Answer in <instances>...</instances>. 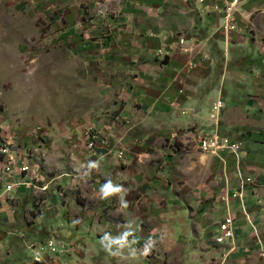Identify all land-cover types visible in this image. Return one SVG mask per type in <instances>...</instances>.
<instances>
[{"label":"rangeland","instance_id":"obj_1","mask_svg":"<svg viewBox=\"0 0 264 264\" xmlns=\"http://www.w3.org/2000/svg\"><path fill=\"white\" fill-rule=\"evenodd\" d=\"M158 1L0 0V186L6 189L8 184H16V187L21 184L28 193L26 199H23V205L13 212L12 208L18 206L14 204V198H8L6 193L2 195L3 190L0 191L1 201H4L1 205L4 217H0V264H35L31 260V248L54 233L63 237L70 244L71 250L66 257L59 258L60 262L52 263L50 259L42 264H262L256 240L253 236L248 238L252 233L248 225L233 227L234 250L230 251L225 244H215V241L221 243V239L214 241L216 226L227 212L221 199L227 180L220 176L221 168L216 165L217 158L211 156L209 160H204L200 157L203 153L194 152L192 156L196 154L198 157L197 168L194 170L185 167L187 173L191 171V174H185L187 178L183 175H171L177 168L174 160L190 156V146L182 144L185 153H181L180 136L175 138L171 135L190 130L196 134L197 140V129L204 130L205 125L210 123L208 116L211 105L205 113L199 114V120L196 118L189 122L190 118H186L185 121L191 124L186 130L175 128L167 134L157 132L155 136L146 138L141 133L142 130H131V135L136 140L135 148L129 150L140 166L134 177L128 176V198H133L131 205L135 208L134 224L137 225L138 217H141L142 228L132 230L133 223L126 225L129 218L110 214L111 206L104 208L98 206L96 201L86 200L81 196L85 184L92 187L90 184L99 182L101 186L100 183L104 184L109 180L93 170L86 176L84 183L81 178L87 167L83 165L95 159L100 160V164L110 165L107 159L112 157L116 148L110 145V139L115 144L118 138V135L114 136L111 131L114 128L110 125L115 124L117 127L120 122L123 129L126 123L124 118L117 116L126 104L124 92L131 94L134 84L142 86L139 74L142 69H148L146 64H151L150 72L155 73L158 68L155 63L163 64L171 56L190 69L182 71L184 79L187 84L196 87V93L200 97L212 85L217 86L226 73L225 78L232 82L228 87L225 86L227 92L220 96L226 108L219 115V135H223L220 129H225L227 134L223 136L237 142L239 150L243 148L245 152V142L247 152L250 149L258 151L259 147L264 146V141L260 139L261 134H264V108L261 107L264 103H255L259 110H255L253 106L243 109L246 103L228 99L232 97L234 90L242 89L238 85L249 77V73L252 77L255 76L253 71L249 69L240 74H231L230 68L227 66L226 69L225 65H229L232 59L228 58L227 50L224 51L226 55H222L217 52L218 49H213L215 44L211 46L212 49H205L203 44H197L191 51H182L180 57L175 45H170L168 53L157 49V41L148 40L144 36L154 37L159 32V21L166 17L163 25H172V16H175L176 10L193 8V0H166L165 9L159 10ZM238 4L231 9L230 14L234 15ZM226 6H223V15ZM234 17H231L234 26L230 23V28H239ZM218 21L214 28L218 27ZM249 31L254 34V30ZM161 35L165 37L167 34ZM244 57L239 56L241 61L231 64L234 67L245 65ZM211 60L214 64L210 65ZM196 62L200 66L192 69L194 66L191 64ZM261 73L264 75V70ZM206 103L200 102V106ZM138 105L134 102L133 108L137 109ZM135 121H139V117ZM123 131L119 134L124 133ZM89 132L99 135L105 144L97 143L89 148ZM167 135L172 138L168 139ZM155 149H162L166 153ZM116 152L117 162L110 163L120 168L122 162L119 161L125 152L122 149ZM221 155L224 156L223 153ZM202 160L204 161L201 162ZM24 162L30 163L31 167L27 175L19 172V167ZM160 172L170 175L167 181L172 191L180 187L183 195L188 196L189 191L194 189L185 184L186 181L188 184L193 182L191 185L196 188V196L191 199L192 207H187L191 216L188 230L173 229L171 217L174 204L170 205L171 211L167 212L166 199L160 200L159 205L155 206L160 212H166L162 213L165 214L163 223L152 216V208L151 214L149 211L141 216L142 210L148 208L140 198L151 183L148 175L156 176ZM63 179L68 184H64ZM163 190L161 186L153 188L151 199L156 201L158 193L159 197H164ZM68 201H73V207H79V210L62 213ZM30 202L32 210L26 208ZM52 202L59 210L55 223L66 216L71 223L70 230L49 228L44 211L45 206ZM97 206L100 218L113 220L115 226L110 230L98 222L100 225L96 223V227L81 232L79 223L73 221L83 217L80 214L82 211L95 212ZM235 209L236 207L232 209L234 213L237 212ZM185 218L186 216L184 220ZM261 223L260 228L264 229V222ZM126 232L132 234L128 235L127 244L122 249L117 245L109 247L108 241L99 244L105 234L112 240L115 234L120 238ZM66 233H72L75 239H67ZM262 234L264 237V232ZM150 235L157 240L156 246L150 255H139V250L143 249ZM136 238L139 242L133 244ZM132 255L138 257L132 259Z\"/></svg>","mask_w":264,"mask_h":264},{"label":"crops","instance_id":"obj_2","mask_svg":"<svg viewBox=\"0 0 264 264\" xmlns=\"http://www.w3.org/2000/svg\"><path fill=\"white\" fill-rule=\"evenodd\" d=\"M232 1L233 0H204L203 3H199L198 0H193L192 3L193 8L176 10V14L177 12L178 14L172 16L174 17L173 18L174 23L172 25L170 26L163 25L166 23L165 19L167 17L163 20H161L162 18L161 17L159 18V20H161L159 21L160 22L158 29L159 32H157V34H155V36L152 38H148L146 35L144 37L148 40L152 39L154 42L157 41L155 42L156 48L163 50V52L168 53V49H170L171 46L175 45L176 46L175 48L179 50L178 57H180L182 51H186V50L191 51L192 49H195L197 44L199 45L203 44L205 46V49H212L211 46L215 44L216 47H214L213 49H218L217 52H220V54L222 53V55H226L224 51L227 50V56H229L228 58L232 59V62H230L229 65H225V64L224 65L226 66V69L227 66L230 68L231 74L233 73L240 74V72L247 71L250 69L251 71H253L255 75L252 77V74L250 75L249 73V77H246L243 83H241V85H238V87L242 89L238 88V90H234V94L231 97L232 99L231 98L228 99L232 101H237L238 103H243V104L246 103L243 109L247 107L251 108L253 106L255 110H259L257 109V104L255 103H264V75H262L261 73L264 70V0H238L239 4L237 11L232 16H235L234 19L236 24L239 25V28L237 27L230 28L229 25L230 23L234 26V23H232L231 20L228 21L227 27H225L226 21L223 18L222 9L224 5H228ZM158 2H159L158 5L159 10L162 9L164 10L165 3L167 1L159 0ZM215 8L218 10L215 11ZM217 20H219L218 21L219 25L216 28L221 32L214 31L217 30L216 28H214ZM238 21L242 23H239ZM259 26H261L260 27L261 29L259 28ZM250 29L254 30L253 31L254 34H251L252 32L249 31ZM172 32L173 33L181 32L183 34L185 40L182 45H179L177 41L173 40V38H169L170 36L168 34ZM161 34H167V35L164 37ZM238 38H241V40H238ZM217 52H214V54L217 55ZM208 54L209 52L207 53V55ZM239 56H245L244 57L246 61L245 65L241 64L240 66L234 67L231 63L241 61V58L239 59ZM174 59L175 58L174 57L172 58L171 56L167 60L165 58L166 61L163 64L155 63V65L158 66L155 73L150 72V70H152V67L150 66L151 64H146V66H149L148 69L147 68L142 69V71H140L139 74V82L142 83V86H140V84L139 85L134 84L131 94H129L128 92H124L125 93L124 101H126V104L125 107L121 109L117 115L120 118H124L126 120L125 121L126 123L124 124V128L122 129L120 122L117 123L118 125L117 127L115 126V124L110 125L112 128H114L113 130H111L115 134L114 136L118 135V138H116L115 140V144H114V140L110 139V145L111 146L114 145V148L116 147L115 148L116 151L118 149L124 150L125 155L119 161L122 162V166H120V168H116V165L110 163V162H114V163L117 162L116 159L117 152L114 150L112 157L107 159L110 165H106L101 161L103 164H100L99 165L100 168L96 169V171H98L97 175L100 174V176L103 178H109L110 180L113 181L114 184H119L122 185L123 187L125 186V189L129 191H130V189L128 188L129 183H127L128 176L134 177L135 174L137 173L136 172L137 168L140 166L137 164V161H134L135 157L133 156V152L129 150L135 148L134 140H136L131 135V130H135V131L137 129L142 130L141 133L145 134V138H146V136L152 137L157 132L167 134L172 129L175 130V128L178 130L185 128L187 129V126L191 125L189 122L195 121L196 118L197 120H199L200 118L199 114L205 113L209 105H211L210 114L208 116L210 123H207L205 125L204 130L202 129L200 131L199 129H197L198 132L197 134L199 136L200 133L211 132L214 129L218 130V127L220 128L219 115L221 113V110L224 107L226 108L225 103L221 100L220 96H222L224 92H227L225 86L227 85L228 87L232 81H229L228 78H225L227 75L225 73L224 78L218 82L217 86L212 85L211 88H208L207 91L203 94V96L200 97L196 93V87L192 85L190 86L189 84L186 83V80L184 79L185 75L182 73V71H187L190 69H188L185 64L181 63L180 61H175ZM212 60L210 65L214 64V61ZM198 63L196 62V64H191L192 66H194V68L192 69H195L197 66H200L197 65ZM184 68H186V70ZM154 69L155 68H153V70ZM208 101H211V103ZM218 101L222 103V108L219 109L218 123L215 126L213 125V120L211 119V115H213V111H212L213 104H215ZM134 102L139 104L137 109L133 108ZM200 102L202 103L207 102V103L200 106ZM261 107L264 108V106ZM132 109H134L135 111H132ZM136 117H139V121H135ZM186 118H190L191 121L186 122L185 121ZM121 130H124L123 131L124 133L119 134L121 133ZM220 130H222L221 132L223 135L227 134L225 129H220ZM185 134H191L192 140H194L196 137V134L192 133L190 130L183 131L179 135L178 133H174V135L180 136L182 140L184 139ZM174 135L172 134L171 136ZM111 136L113 137V134H111ZM166 137H168V135ZM169 138L171 139L172 137H168V139ZM260 139L264 141V134H261ZM245 143H243V147L246 150V152L242 150L243 148L239 150L238 154L236 155L237 157L236 159L234 155L229 152L223 153L224 156L221 155L220 157L203 153L202 154L203 156L200 157L203 158L204 160L206 159L209 160L208 158L211 156L217 158L218 160L216 161V165L219 169L221 168L220 176H224V178L227 180L225 187H223L222 189L223 191L222 197L228 198L227 202L225 201L223 202L225 211H227L225 212L224 217L229 215L234 218L233 227L241 226V225L242 227L246 225L250 226L244 217V213H243V207H244V210L249 216V218L253 220L254 224H256L259 231H261L260 238H264L262 234V232H264V229L260 228L262 224L261 222H264V146L259 147V150L255 152L248 147L250 149V152H247V147H245ZM182 144L183 143L179 145V150L181 153H185L182 150L183 149ZM147 145L148 144L145 143V146L147 148H150L149 145L148 146ZM252 145L255 146L256 144L255 145L252 144ZM162 149L161 150L155 149V150L160 153H166ZM194 152L197 151H192L189 152L190 154H188L191 156V158H193V160L191 158H188L190 156L188 157L186 156L187 158L184 159L174 160V163L177 164L176 166L177 168L175 169V171H173V173H171V175L173 174L175 177H180V175L181 176L183 175L185 176V178H187L186 175L191 174V171H189L190 173H187L185 167L194 168V170L197 168L198 157L196 154L192 156ZM96 160L97 159H95V161ZM204 160H202L201 162H203ZM194 161H196L195 162V164L197 163L196 165H194ZM25 164L26 166H21V171H19L21 172V174L28 173L31 170L30 167L27 166V165L30 166V163L24 162L21 165H25ZM83 166H86V164L84 163ZM221 171L222 173L224 172L225 174L222 175ZM240 175L244 178V180H250V183L244 182L241 192H239L240 182H241L239 178ZM148 176L149 179L151 180V183H149L150 187L148 186L146 188L147 192H142L140 197L142 198V203L145 204L148 208L147 210L146 209L142 210L141 216H145L152 208L151 210L152 216L154 218L156 217V220L159 221L160 223H163L165 220V214L162 213H166V212L163 211L160 212L159 211L160 209L157 207L155 208V206L156 204L159 205L160 200L166 199V201L168 202L167 212L171 211L170 205L174 204V211L171 217L173 229L177 231L179 229L180 230L184 228L187 229L188 226L190 227L191 216L189 215V208L187 207L190 208L192 207L191 199H193L196 196L195 194L196 188L191 185L193 182H189L188 184L186 181L185 184H187L188 186H190L191 189L194 190L189 191V195L185 196L181 192L180 187L178 189L175 188V190L173 191L171 190L172 188L169 187L167 181L168 178H170V175L168 176L163 175V172L162 173L160 172L156 174V176L153 174H149ZM230 177H232L233 179L230 180L229 179ZM81 179L83 180L84 183L87 180L85 175ZM62 182H64V184H68L66 179H63ZM102 183L100 184L102 185ZM90 185H92V187L89 186L87 187L86 184L84 185L83 189L81 190L82 198H86V200H90L94 202L96 201L95 203H97L98 206H104V208H106V206H111L109 213L118 214L122 216L124 215V217L126 216L125 219L129 218L130 220L127 221L126 225H129V223L130 224L133 223V226H131L132 230L133 229L137 230L143 227L142 224L140 225L141 217L140 218L138 217V221L136 222L138 226L134 224L133 216L135 215V212L133 210L135 208L133 207V205H131L133 203V198L132 199L128 198L129 193H127V195L124 197L128 201V207L125 209L122 208L119 204L120 196H113L107 200H101L99 197V188H100L99 182L92 183ZM158 186L164 188V190L162 191L164 197H162L161 195L159 197V193H158L157 200L155 201L154 199H151L150 194L154 192L152 191L153 188ZM2 190H3L2 192L3 195L5 194L4 191L5 189H3L0 186V191ZM26 190L23 189V187H21V184H19V186L15 187L11 192L6 193L7 197L8 198L10 197L12 199L14 198L15 200L14 204L18 205L12 208L13 212L18 211V208L23 205V199H26L28 194ZM154 190L156 191V189ZM30 192L31 191H29V193ZM238 194H240L242 198L240 199L238 197L233 198V195H238ZM145 198H148L149 200L145 201L146 200ZM139 201L141 200L139 199ZM139 201L137 200V202ZM189 201L190 203H187ZM3 202L4 201H1V196H0V217H4V215H2L4 209L1 208ZM73 203H74L73 201H68V204L64 205V209L62 213L66 214L68 211L76 212L77 210H79V207L76 208L73 207ZM81 203H83V201H81ZM31 204L32 202H30V204H27L26 208L31 209L32 207ZM49 204L45 206V211H44L47 214L46 220L49 223V228L50 229L61 228L64 231L70 230L71 223L69 222V220H67L66 216L61 218V220L58 221V223H55L57 219L56 215L59 213V210L56 206L54 207L53 205L54 202ZM98 206L95 210L96 213L94 211L91 212V210L87 212L82 211L80 213L81 215H83V217L78 218L79 230L81 232H84L85 230L88 231L96 227V225L99 223L102 225L104 224L103 226H105L108 229L110 228V230L113 228V226H115V223L112 222L113 220L108 221L109 218L108 219L106 218V220L104 217L100 218L101 213L100 210L98 209ZM235 207H236L235 210L237 211L236 213H234L232 210ZM151 211L149 214H151ZM92 214L94 217L92 216ZM185 216L186 218L184 220ZM91 217H93V219ZM250 234L248 235V238L252 237V233ZM66 235H67V239H72V238L75 239L72 233L70 234L66 233ZM117 238L118 235L115 234L113 239H117ZM238 240H239V236L237 239V243ZM261 240L264 242L263 239ZM215 244L221 245V243H216V242Z\"/></svg>","mask_w":264,"mask_h":264},{"label":"built area","instance_id":"obj_3","mask_svg":"<svg viewBox=\"0 0 264 264\" xmlns=\"http://www.w3.org/2000/svg\"><path fill=\"white\" fill-rule=\"evenodd\" d=\"M199 3H203L204 0H198ZM238 4V0H233L230 2L226 7V11L224 12V20L226 21L225 27H227L228 21L231 20L232 14H230L231 9ZM173 39H176L179 45L184 43V37L181 33L171 34ZM222 108V103L220 101L213 104L212 111L213 115H211V119L213 120V125H217L218 123V115L219 109ZM90 134V141L88 142V147L92 148L97 143L105 144L104 139L100 138L94 132H89ZM178 135H174L177 138ZM182 140V139H181ZM180 142L190 146V152L197 151L199 153H204L208 155H213L220 157L221 153L229 152L236 156L239 150V144L234 142L229 137L219 135L218 130L214 129L211 132H204L200 133L199 138L197 140H192L191 134H185L184 139ZM26 166V165H21ZM21 166L19 167V171H21ZM29 173H24L27 175ZM240 190L242 191L243 184L250 183V180H244V178L240 175ZM16 187V184H8L5 189V193L11 192ZM238 197L239 199L242 198L240 194L233 195V198ZM222 200L227 202V197H222ZM244 217L247 220L248 224L252 229V236L256 240L258 245V255L260 258V262L264 264V242L261 240L260 235L261 231H259L256 224H254L253 220L249 218L247 213L243 207ZM234 218L227 215L221 220V222L216 226L215 231V238L214 239H221V245H226L229 250L234 249V229H233ZM227 243V244H226ZM70 244L66 243L63 237L59 234L54 233L49 235L44 242H40L31 248L32 257L31 260L35 264H42L47 263L52 259L53 262H58L60 257H66V254L70 251ZM48 260V261H47Z\"/></svg>","mask_w":264,"mask_h":264},{"label":"clouds","instance_id":"obj_4","mask_svg":"<svg viewBox=\"0 0 264 264\" xmlns=\"http://www.w3.org/2000/svg\"><path fill=\"white\" fill-rule=\"evenodd\" d=\"M102 159V157H101ZM100 165V160L96 161H88L87 162V171L84 173L85 176L89 175L91 171L96 170L99 168ZM128 193V190L125 189L122 185L119 184H114L112 180H106L104 184H102L99 188V197L101 200H107L113 196H120V201L119 204L122 208H127L128 207V201L124 198ZM73 223H79V221H73ZM117 227H120L117 225ZM132 233H124V235L118 239L111 240L109 237L105 234L103 238L99 241V244H103V241H108L109 247L111 245H117L119 248H124L127 244V237L128 235H131ZM147 243L144 245L142 250H139V255L142 256H148L151 254L152 249L156 246L157 240L153 239L152 236L150 235L149 238L147 239ZM139 240L136 238L133 241V244L138 243ZM217 245V244H216ZM221 246V245H219ZM258 247V245H257ZM235 248V247H234ZM234 250V249H233ZM231 251V250H230ZM138 256L132 255L131 258L135 259Z\"/></svg>","mask_w":264,"mask_h":264},{"label":"bare ground","instance_id":"obj_5","mask_svg":"<svg viewBox=\"0 0 264 264\" xmlns=\"http://www.w3.org/2000/svg\"><path fill=\"white\" fill-rule=\"evenodd\" d=\"M87 141H88V139H87ZM26 165V164H25ZM28 167H30L29 165H27ZM30 169H31V167H30ZM29 173V172H28ZM216 242V241H215ZM217 243V242H216Z\"/></svg>","mask_w":264,"mask_h":264}]
</instances>
